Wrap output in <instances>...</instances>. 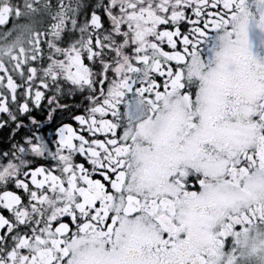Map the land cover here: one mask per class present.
Here are the masks:
<instances>
[{"label": "snow or ice", "instance_id": "snow-or-ice-1", "mask_svg": "<svg viewBox=\"0 0 264 264\" xmlns=\"http://www.w3.org/2000/svg\"><path fill=\"white\" fill-rule=\"evenodd\" d=\"M0 264H264V0H0Z\"/></svg>", "mask_w": 264, "mask_h": 264}, {"label": "flooded vegetation", "instance_id": "flooded-vegetation-1", "mask_svg": "<svg viewBox=\"0 0 264 264\" xmlns=\"http://www.w3.org/2000/svg\"><path fill=\"white\" fill-rule=\"evenodd\" d=\"M6 141L4 140L3 136L0 135V147H3Z\"/></svg>", "mask_w": 264, "mask_h": 264}]
</instances>
